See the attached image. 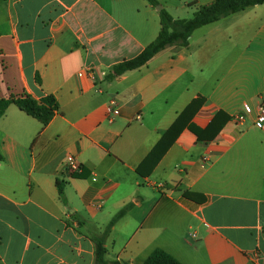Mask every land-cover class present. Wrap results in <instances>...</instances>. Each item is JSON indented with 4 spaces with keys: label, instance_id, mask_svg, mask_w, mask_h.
Wrapping results in <instances>:
<instances>
[{
    "label": "crops",
    "instance_id": "0c3cea01",
    "mask_svg": "<svg viewBox=\"0 0 264 264\" xmlns=\"http://www.w3.org/2000/svg\"><path fill=\"white\" fill-rule=\"evenodd\" d=\"M157 1L184 19L214 0ZM160 29L148 0H0V98L52 94L59 104L45 128L14 104L0 118V264H95L93 237L124 208L105 242L109 264H143L156 249L182 264H264V4L106 79ZM198 97L193 123L222 111L221 133L202 142L183 130L141 176Z\"/></svg>",
    "mask_w": 264,
    "mask_h": 264
},
{
    "label": "trees",
    "instance_id": "16d2710c",
    "mask_svg": "<svg viewBox=\"0 0 264 264\" xmlns=\"http://www.w3.org/2000/svg\"><path fill=\"white\" fill-rule=\"evenodd\" d=\"M148 1L155 7L160 5L157 0ZM260 4H264V0H214L210 5L201 6L191 18L184 19H177L165 8H162L159 10L161 29L156 39L146 46L137 56L130 59H124L115 64L112 71L106 76V79L112 80L116 76L122 75L127 71L141 68L156 54L168 47H188L190 38L195 30ZM37 81L40 82L38 77ZM205 101L204 97H198L192 100L178 116L175 122L163 134L153 150L138 167L137 172L141 176H148L153 172L157 164L176 142L183 130L189 129L197 136L198 140L202 142L212 141L221 133L227 122L230 120L229 116L222 111L217 112L210 124L205 128H200L193 123L194 116L205 104ZM12 104L16 105L28 115L39 120L42 123L43 128L51 122L59 111V104L54 95L46 94L40 99H36L29 94H25L21 97H12L10 99L0 98V118L6 113L8 107ZM1 158L2 155L0 152V159ZM81 169L83 168L81 167ZM72 175L74 177L83 176V174L77 172L72 173ZM57 186L60 195L64 196V182L58 179ZM183 196L198 200V194L194 192L185 191ZM126 211L127 208L120 210L111 219L104 232L99 236L93 237V241L96 245L95 264H109L105 258V242L113 226L126 214ZM143 264L182 263L165 250L156 249Z\"/></svg>",
    "mask_w": 264,
    "mask_h": 264
},
{
    "label": "built area",
    "instance_id": "2783aa9c",
    "mask_svg": "<svg viewBox=\"0 0 264 264\" xmlns=\"http://www.w3.org/2000/svg\"><path fill=\"white\" fill-rule=\"evenodd\" d=\"M114 112H116V110H114ZM244 115L243 114H238L234 117V122L236 123H242L244 121ZM137 119H140V116H137ZM256 123L260 128L264 129V101L259 105L258 107V113H257V117H256ZM70 170L73 172L76 171H80L81 167L78 166L75 162H71L70 163Z\"/></svg>",
    "mask_w": 264,
    "mask_h": 264
},
{
    "label": "water",
    "instance_id": "95a60500",
    "mask_svg": "<svg viewBox=\"0 0 264 264\" xmlns=\"http://www.w3.org/2000/svg\"><path fill=\"white\" fill-rule=\"evenodd\" d=\"M157 9H158V10H161V9H162V7H161L160 5H158V6H157Z\"/></svg>",
    "mask_w": 264,
    "mask_h": 264
}]
</instances>
